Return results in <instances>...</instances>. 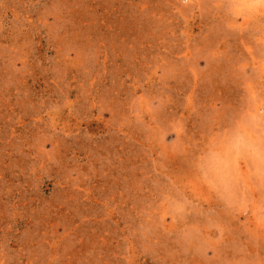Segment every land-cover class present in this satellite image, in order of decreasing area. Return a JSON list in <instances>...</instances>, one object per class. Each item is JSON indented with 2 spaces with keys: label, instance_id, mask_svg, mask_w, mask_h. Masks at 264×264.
Wrapping results in <instances>:
<instances>
[{
  "label": "rangeland",
  "instance_id": "374dc122",
  "mask_svg": "<svg viewBox=\"0 0 264 264\" xmlns=\"http://www.w3.org/2000/svg\"><path fill=\"white\" fill-rule=\"evenodd\" d=\"M251 1L0 0V264H264Z\"/></svg>",
  "mask_w": 264,
  "mask_h": 264
},
{
  "label": "bare ground",
  "instance_id": "6f19581e",
  "mask_svg": "<svg viewBox=\"0 0 264 264\" xmlns=\"http://www.w3.org/2000/svg\"><path fill=\"white\" fill-rule=\"evenodd\" d=\"M251 0H249V2H250ZM261 1V0H260ZM260 1H257V2H260ZM252 2V1H251ZM254 3H256V2H254Z\"/></svg>",
  "mask_w": 264,
  "mask_h": 264
}]
</instances>
